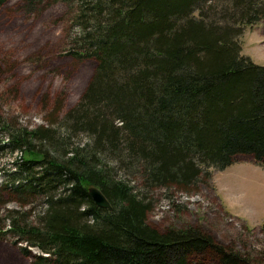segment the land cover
<instances>
[{
  "label": "trees",
  "instance_id": "1",
  "mask_svg": "<svg viewBox=\"0 0 264 264\" xmlns=\"http://www.w3.org/2000/svg\"><path fill=\"white\" fill-rule=\"evenodd\" d=\"M58 1L73 6L79 56L96 70L64 134L40 127L0 146L28 156L13 161L11 192L44 200L35 223L22 219L29 203L12 212L22 253L45 255L33 264H248L198 228L160 232L148 215L157 190L197 194L238 156L264 166V67L240 40L264 22V0Z\"/></svg>",
  "mask_w": 264,
  "mask_h": 264
},
{
  "label": "rangeland",
  "instance_id": "2",
  "mask_svg": "<svg viewBox=\"0 0 264 264\" xmlns=\"http://www.w3.org/2000/svg\"><path fill=\"white\" fill-rule=\"evenodd\" d=\"M72 5L58 0H5L0 4V146L8 145L12 134L50 127L57 137L64 134L69 113L79 103L96 70V62L80 57L75 44L78 28ZM247 28L241 37L242 53L264 67V22L260 30ZM79 135L72 143H85ZM37 147L48 143L35 142ZM0 150V264H33L44 255L10 232L12 212L29 203L22 219L35 223L44 200L13 194V161L28 158ZM46 149V148H44ZM20 161V160H19ZM123 175V173H121ZM10 176V177H9ZM151 226L165 232L195 227L214 238L215 243L248 261L264 264V166L252 156H238L224 171H214L209 183L188 196L157 190L152 194ZM23 215V216H24ZM20 218V217H18ZM196 264H215L204 258Z\"/></svg>",
  "mask_w": 264,
  "mask_h": 264
},
{
  "label": "water",
  "instance_id": "3",
  "mask_svg": "<svg viewBox=\"0 0 264 264\" xmlns=\"http://www.w3.org/2000/svg\"><path fill=\"white\" fill-rule=\"evenodd\" d=\"M88 193L97 207L108 210L109 212L113 211V207L111 206L110 202L98 187H89Z\"/></svg>",
  "mask_w": 264,
  "mask_h": 264
},
{
  "label": "crops",
  "instance_id": "4",
  "mask_svg": "<svg viewBox=\"0 0 264 264\" xmlns=\"http://www.w3.org/2000/svg\"><path fill=\"white\" fill-rule=\"evenodd\" d=\"M257 30H260V24H258L257 26H255L254 28H252V31L253 32H257L258 33V31ZM263 35H264V33H263ZM262 35L260 34V39H261V43H262V45L264 46V36H263V38L261 37Z\"/></svg>",
  "mask_w": 264,
  "mask_h": 264
},
{
  "label": "bare ground",
  "instance_id": "5",
  "mask_svg": "<svg viewBox=\"0 0 264 264\" xmlns=\"http://www.w3.org/2000/svg\"><path fill=\"white\" fill-rule=\"evenodd\" d=\"M105 210V209H104ZM108 211V210H107Z\"/></svg>",
  "mask_w": 264,
  "mask_h": 264
}]
</instances>
